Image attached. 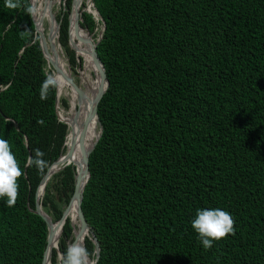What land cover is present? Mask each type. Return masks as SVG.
<instances>
[{
  "label": "trees",
  "instance_id": "trees-1",
  "mask_svg": "<svg viewBox=\"0 0 264 264\" xmlns=\"http://www.w3.org/2000/svg\"><path fill=\"white\" fill-rule=\"evenodd\" d=\"M92 1L105 23L96 49L109 82L81 202L100 246L97 264H264V0ZM12 2L15 8L0 0V139L22 175L16 203L0 198V264H41L48 230L32 210L67 124L56 115V86L41 98L50 74L31 2ZM72 2L64 0L58 17L59 39L90 75L82 36L78 62L69 33ZM98 23L82 12L89 33ZM37 149L43 170L27 165ZM71 166L45 187L42 207L53 221L74 190ZM208 208L229 212L234 233L205 249L191 221ZM72 232L67 218L62 253ZM51 264H58L55 250Z\"/></svg>",
  "mask_w": 264,
  "mask_h": 264
},
{
  "label": "bare ground",
  "instance_id": "bare-ground-1",
  "mask_svg": "<svg viewBox=\"0 0 264 264\" xmlns=\"http://www.w3.org/2000/svg\"><path fill=\"white\" fill-rule=\"evenodd\" d=\"M31 1L34 7L33 16L35 20L38 22L39 28L45 33L46 38H48L49 41L48 45L51 46V51H52L51 57L53 58L54 61L58 63L59 66L58 73L54 71L51 74V76L57 80L58 112L60 111L59 112V116L61 118L60 120H62L63 117L65 118L69 132L67 145L64 147L63 153H61L59 159L50 168V173H49V179H50L55 173L65 169L66 166L68 165H72V169L74 173L76 171V168L78 169L79 167L81 168V158L84 149L89 148L94 142L95 138L100 133V129L98 126V119L95 115L89 114L90 113L89 109L92 99L95 97L98 90L103 89L105 83L101 85L102 81L100 80V73L98 71V67L95 66L93 62V58L90 53V45L93 42V39L90 33L87 31V29H85L84 27L82 28V25L80 23H75L73 25V29L76 33L77 39L79 35L82 36L83 39L82 54L85 62L93 72L92 76L94 80L90 81L89 84H87L86 74L84 73V71L80 70L79 68L77 70L76 68L77 72H75V70L71 67L69 59L65 56L66 53L64 48L62 47L63 45L60 42L59 32H57V26H56L57 25L56 14L53 11V6L56 3H59L60 0H31ZM92 7L93 6L91 4L88 6L90 10H93ZM89 35L91 40L88 39ZM76 50H77V40L75 43V54L77 55ZM77 57L80 58V56L78 55ZM48 66L50 65L48 64ZM79 72L81 73L82 83L84 84L85 88L78 81ZM66 76L69 77L70 80L73 82L75 89L69 85V83L66 80ZM88 87L91 88L88 89ZM61 99H65L69 102L68 103V106L70 104L69 109L61 108L60 106L62 105L60 104ZM83 127H86L87 130L83 131ZM75 138L80 141V144L83 146L82 148L80 147V144L79 146L77 145L79 141L77 140L76 143ZM74 142L76 145L74 144ZM40 193L42 197L43 196L42 190H40ZM68 218L70 219V222L73 225V235L75 236L77 235V238L75 241L73 240L74 241L73 243L77 242L82 237L85 238L89 235V231L82 232L79 228V221L77 218V211L75 205L70 207ZM62 232H63L62 228L59 225H56L54 229V246H55V242H57L56 245H59Z\"/></svg>",
  "mask_w": 264,
  "mask_h": 264
},
{
  "label": "water",
  "instance_id": "water-1",
  "mask_svg": "<svg viewBox=\"0 0 264 264\" xmlns=\"http://www.w3.org/2000/svg\"><path fill=\"white\" fill-rule=\"evenodd\" d=\"M30 2H31V10H32L31 15H32V19L34 22V26H35V32L38 35L39 44H40L41 49H42L43 57L46 59L47 64H49L50 67L52 68V73L54 71L58 73V68H59L58 63L56 61H54L53 58L51 57L52 51H51V46L48 45V43H49L48 38H46L45 33L39 28V24L33 16V8H34L33 3L31 0H30ZM89 2H91V5L93 6L92 0L86 1L85 6L82 7V9L80 11V7L82 5L81 0H73L71 11L68 14V23H69V33L71 36V30L73 29V25L75 23H80V21H81L82 12H90L93 14V16H95L96 20L100 19L102 21L100 34L98 35L97 39L91 43V46H90V53H91V56L93 58V62L95 64V66L98 67V71L100 73V80L102 81V84L105 83V86L103 87V89L98 90L97 94L92 99L90 109H89V112H90L89 114L95 115L98 119V126L100 129V133L95 138L92 145L89 148L84 149V151L82 153V158H81V168L80 167H79V169L76 168V171L74 174V190H73V193H72L68 203L63 208L60 217L56 221H53L51 216L43 209V207H42V197L43 196L41 197L40 190H42V195H44L45 187H46V184L49 180L50 168L59 159L60 156L55 161H53V163L48 167V169H47L45 175L43 176L42 181H41V183L37 189L36 199H35V208L32 211L35 214L39 215L45 221L46 226H47V230H48L47 243H46V247H45L44 252H43L41 264H48V263L51 264V257H52V253L54 250L57 253V257L60 258L62 253L60 252L59 245L54 246V229H55L56 225H59L63 230L65 221L69 215L70 207H72L73 205H75V207H76L77 218L79 221L80 230L82 232L89 231V235H90L89 237L94 244L93 257H91V258L95 259L97 261L99 258V255H100L99 243L95 237V234L90 229V226L88 225V223L85 219V216L83 214L82 208H81V202H82V198H83L84 187H85V184L87 183L88 178L90 176L89 168H88L89 154L93 150L95 144L97 143V141L101 135V131H102V125L100 123V120H99L98 114H97V106H98V103H99L101 97L103 96L104 92L106 91V89L109 85L108 78H107L106 72H105V68H104V66H103V64H102V62L98 56L97 49H96L97 44L102 37V31L105 28V23L102 20V18L100 17V15L98 14V11L96 9L90 10L88 8ZM63 4H64V2H63ZM60 18L58 21H56L57 22V25H56L57 26V32H59L60 21H61ZM90 35H91V33H90ZM90 35L88 37L89 40H91ZM76 57H77V55H76ZM69 62H70V60H69ZM70 64H71V62H70ZM66 80L69 83V85L75 89V86H74L73 82L70 80V78L66 76ZM56 92H57L56 93V99H55L56 115H57V118L59 121L64 122L63 120H60V116H59V112H58V86L57 85H56ZM65 101L68 104V101L67 100H65ZM85 130H87V128L83 127V131H85ZM77 140L78 139L75 138L76 143H77ZM75 142H74V144H75ZM79 144H80V141L77 145L79 146ZM80 147L82 148L83 146L80 144ZM76 238H77V235L76 236L74 235L73 240L75 241ZM84 239L85 238L82 237L80 240L83 241V244L85 246V240ZM68 246H69V243H67V247Z\"/></svg>",
  "mask_w": 264,
  "mask_h": 264
},
{
  "label": "clouds",
  "instance_id": "clouds-1",
  "mask_svg": "<svg viewBox=\"0 0 264 264\" xmlns=\"http://www.w3.org/2000/svg\"><path fill=\"white\" fill-rule=\"evenodd\" d=\"M5 6L15 8L17 5L12 0H5ZM57 80L48 76L42 85L41 98H46L49 86H56ZM43 124V121H38ZM44 153L35 150V158L29 157L28 166L35 165L43 170L46 161L42 159ZM22 175L18 161L12 153L9 142L0 139V198L6 197L9 207L16 203L18 197V178ZM192 229L198 234L201 244L205 249L212 247L213 241H218L228 234L234 233V220L231 214L220 208L197 209L191 221ZM60 264H97L95 259L84 246L82 240L70 244L60 256Z\"/></svg>",
  "mask_w": 264,
  "mask_h": 264
},
{
  "label": "rangeland",
  "instance_id": "rangeland-1",
  "mask_svg": "<svg viewBox=\"0 0 264 264\" xmlns=\"http://www.w3.org/2000/svg\"><path fill=\"white\" fill-rule=\"evenodd\" d=\"M86 1L87 0H84L83 2H82V7H84L85 6V4H86ZM63 2H64V0H60L59 1V3H56L54 6H53V11L55 12V14H56V21H58L59 19H58V17L63 13V10H64V8H63V6H64V4H63ZM82 7H80V10L82 9ZM92 9H93V7H92ZM101 28V24H99L98 23V26H97V28H96V30L94 31V32H92L91 33V36H92V39L95 41L96 39H97V37H98V34L97 33H99L100 34V31H99V29ZM98 29V30H97ZM76 40H77V37H76ZM76 40H75V43H76ZM93 41V42H94ZM75 43H74V45H75ZM62 44V43H61ZM63 47V46H62ZM75 47V46H74ZM65 50V49H64ZM74 52H75V48H74ZM65 53L67 54V52L65 51ZM65 54V56L69 59V57H68V55H66ZM81 58V57H80ZM79 57H76V59H77V61L79 62V59H80ZM70 60V59H69ZM83 60V59H82ZM71 67L75 70V72H77L76 71V68H77V70H78V63H76V64H72L71 63ZM46 70H47V72L51 75L52 74V68L50 67V66H48V64H46ZM86 74V73H85ZM93 72L91 71V73H90V75H87L86 74V81H87V84H89V82L90 81H92V80H94V78H93ZM89 80V81H88ZM78 81L81 83V85L85 88V86H84V84L82 83V79H81V73L79 72V74H78ZM89 88H91V87H88V89ZM61 100H63V99H61ZM65 101V100H64ZM69 103V102H68ZM60 104H62V102H60ZM61 106V108L62 109H69L70 108V104H69V106H68V104H67V106H63V105H60ZM87 117V116H86ZM64 118V117H63ZM88 118V117H87ZM89 119V118H88ZM64 120H65V118H64ZM65 123H66V120H65ZM69 135V132H68V126H67V134H66V139H65V146L67 145V140H68V136ZM64 146V147H65ZM64 149V148H63ZM62 153H63V151H62ZM72 167V166H71ZM59 169V168H58ZM57 170V169H56ZM55 170V171H56ZM53 184L55 185V183L53 182ZM52 192L54 193V196L56 197L57 196V192L55 191V189H54V187H53V190H52ZM58 201H59V204H60V206L61 207H64V205L65 204H63L59 199H58ZM73 232H72V235H71V238L67 241V243H70V244H72L73 243V241L71 242V240L72 239H74L73 238ZM57 244V242H55V245ZM58 264H60V258H58Z\"/></svg>",
  "mask_w": 264,
  "mask_h": 264
}]
</instances>
